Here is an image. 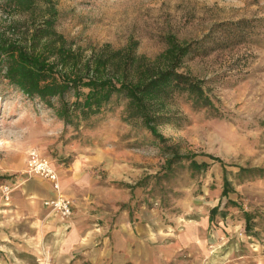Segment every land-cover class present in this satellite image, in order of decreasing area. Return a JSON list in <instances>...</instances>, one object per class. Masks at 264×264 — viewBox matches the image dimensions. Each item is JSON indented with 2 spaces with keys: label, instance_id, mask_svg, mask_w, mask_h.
Instances as JSON below:
<instances>
[{
  "label": "rangeland",
  "instance_id": "rangeland-1",
  "mask_svg": "<svg viewBox=\"0 0 264 264\" xmlns=\"http://www.w3.org/2000/svg\"><path fill=\"white\" fill-rule=\"evenodd\" d=\"M47 22L50 33L40 44L63 42L78 64L100 55L118 61L130 48L148 63L170 40L215 45L179 69L203 81L213 108L195 110L177 100L174 108L186 124L157 127L167 145L207 166L192 172L176 165L162 177L164 156L154 146L133 145L148 135L134 132L118 110L82 127L86 141H78L51 110L1 81L0 264H36V253L48 259L47 251L37 252L27 234L18 238L12 228L28 225L24 216L34 209L28 199L51 213L43 201L57 192L73 207L87 195L100 200L102 210L109 203L125 210L130 221L145 217L168 234L195 235L196 264H264V179L236 176L238 167L264 169V0H35L22 12L0 0V32L10 39L45 29ZM29 152L50 163L57 190L28 172ZM223 176L232 188L226 196ZM244 212L251 216L247 223Z\"/></svg>",
  "mask_w": 264,
  "mask_h": 264
},
{
  "label": "trees",
  "instance_id": "trees-1",
  "mask_svg": "<svg viewBox=\"0 0 264 264\" xmlns=\"http://www.w3.org/2000/svg\"><path fill=\"white\" fill-rule=\"evenodd\" d=\"M2 1L22 12L33 7L35 0ZM47 24L45 29H33L22 39H10L0 32V82L51 110L63 131L73 130L72 137L78 141H86L79 131L82 127L92 126L99 117L118 110L120 119L134 132L141 130L148 135L149 140L142 138L132 144L154 146L164 156L162 177L171 176L176 165L192 172L205 169L207 163L195 160L194 154L179 153L173 145H167L157 127L186 124L187 118L174 108L177 100H186L195 110L213 108L203 81L179 69L186 58L204 55L215 45L209 46L210 41L206 45L202 41L179 45L170 40L168 47L148 63L133 57L130 48L118 61L100 55L78 64L74 53L63 49V42L58 46L49 41L40 44L41 38L49 36L51 23ZM236 176L238 180L264 179V169L238 167ZM230 191L229 181L223 176L221 195ZM215 210L210 209L208 219ZM243 216L246 223L251 218L246 212Z\"/></svg>",
  "mask_w": 264,
  "mask_h": 264
},
{
  "label": "crops",
  "instance_id": "crops-1",
  "mask_svg": "<svg viewBox=\"0 0 264 264\" xmlns=\"http://www.w3.org/2000/svg\"><path fill=\"white\" fill-rule=\"evenodd\" d=\"M82 198L74 202L67 221L47 212L38 200H27L34 208L24 216L28 225L19 224L12 232L18 238L27 234L29 246L48 252V259L36 253V264H196L195 235L168 234L149 218L130 221L127 212L118 211L114 204L102 210L100 200L87 195ZM41 236L44 242L39 241ZM184 249L186 259L181 257Z\"/></svg>",
  "mask_w": 264,
  "mask_h": 264
},
{
  "label": "built area",
  "instance_id": "built-area-1",
  "mask_svg": "<svg viewBox=\"0 0 264 264\" xmlns=\"http://www.w3.org/2000/svg\"><path fill=\"white\" fill-rule=\"evenodd\" d=\"M26 165L29 173L48 179L51 182L53 189L57 190L58 184L56 182V173L47 159L38 156L34 152H29ZM43 205H45L49 211L56 215L60 220H67L71 216L73 210L72 201L58 192L53 197L45 199Z\"/></svg>",
  "mask_w": 264,
  "mask_h": 264
}]
</instances>
